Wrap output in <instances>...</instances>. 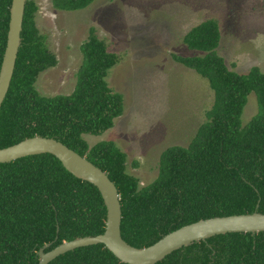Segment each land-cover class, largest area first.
Returning a JSON list of instances; mask_svg holds the SVG:
<instances>
[{
    "label": "trees",
    "instance_id": "16d2710c",
    "mask_svg": "<svg viewBox=\"0 0 264 264\" xmlns=\"http://www.w3.org/2000/svg\"><path fill=\"white\" fill-rule=\"evenodd\" d=\"M13 0H0V71L7 46ZM95 0H54L76 11ZM38 0H28L22 45L8 95L0 110V148L26 138L55 137L105 170L116 183L123 208L122 234L137 247L153 245L187 224L216 216L264 213V71L232 69L218 53L222 33L207 19L184 36L204 54L174 59L207 78L215 102L188 146L173 145L161 156L158 177L147 186L128 170V153L113 140L91 144L125 111L123 93L108 81L120 56L96 27L81 46L83 63L75 90L43 95L41 72L58 64L37 24ZM259 110L247 123L243 113L252 93ZM138 167V162H134ZM104 198L51 153L0 163V264H40L39 251L64 241L105 232ZM50 264H129L104 243L79 247ZM156 264H264V231L219 234L178 249Z\"/></svg>",
    "mask_w": 264,
    "mask_h": 264
},
{
    "label": "rangeland",
    "instance_id": "374dc122",
    "mask_svg": "<svg viewBox=\"0 0 264 264\" xmlns=\"http://www.w3.org/2000/svg\"><path fill=\"white\" fill-rule=\"evenodd\" d=\"M38 5L37 24L58 58L56 66L40 74L37 88L43 95L75 90L84 59L81 46L92 26L119 54L107 79L123 93L125 111L112 129L86 138L91 144L115 141L128 153V170L141 186L158 177L166 149L190 144L215 102L208 79L173 56L204 54L184 42L192 27L218 20L222 39L217 51L228 65L240 73L253 66L264 71V0H95L76 11L60 10L54 0H38ZM258 110L253 92L244 124Z\"/></svg>",
    "mask_w": 264,
    "mask_h": 264
},
{
    "label": "water",
    "instance_id": "95a60500",
    "mask_svg": "<svg viewBox=\"0 0 264 264\" xmlns=\"http://www.w3.org/2000/svg\"><path fill=\"white\" fill-rule=\"evenodd\" d=\"M27 1H12L7 46L0 71V110L10 90L22 45ZM43 153L54 154L72 174L98 187L104 198L108 217L104 233L64 241L49 251L46 249L51 244L42 247L39 251L40 264H50L69 251L100 243H104L122 262L156 264L178 249L215 235L264 231V213L257 210L254 213L200 219L170 232L153 245L134 246L125 240L122 234L123 208L116 183L105 170L61 140L42 135L26 138L11 146L0 148V163Z\"/></svg>",
    "mask_w": 264,
    "mask_h": 264
}]
</instances>
